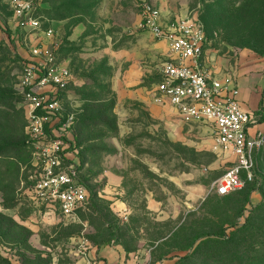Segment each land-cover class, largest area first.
<instances>
[{
    "label": "rangeland",
    "instance_id": "374dc122",
    "mask_svg": "<svg viewBox=\"0 0 264 264\" xmlns=\"http://www.w3.org/2000/svg\"><path fill=\"white\" fill-rule=\"evenodd\" d=\"M25 1L38 28L0 0L1 256L11 264H180L200 245L190 264H264V146L255 181L218 195L230 157L210 125L184 121L156 92L170 49L143 13L148 3L163 20L202 23L207 67L237 84L264 131V0ZM35 48L40 63L52 58L47 69L71 72L64 86L48 85L59 101L46 139L61 142L91 189L74 216L36 197L21 83ZM247 219L254 235L246 243L199 239L189 248L201 230L223 226L228 237Z\"/></svg>",
    "mask_w": 264,
    "mask_h": 264
},
{
    "label": "built area",
    "instance_id": "2783aa9c",
    "mask_svg": "<svg viewBox=\"0 0 264 264\" xmlns=\"http://www.w3.org/2000/svg\"><path fill=\"white\" fill-rule=\"evenodd\" d=\"M10 2L21 17L26 15L27 24L38 28L40 21L30 15L29 1ZM143 13L154 37L166 42L170 49L161 67L162 80L157 82L156 92L184 121L207 124L214 129L215 147L230 157V165L217 182V194L225 196L244 188L254 180L256 156L264 146V131L257 127L255 112L244 105L239 87L232 79L221 78L207 67V36L202 23L189 16L163 20L159 11L148 3L144 4ZM52 32V29L45 31L49 36ZM31 52L32 60H28L31 64L25 66L21 83L26 133L36 148L33 157L38 173L36 197L51 204L63 216H74L89 201V188L74 164L67 163L61 142L46 139V121L59 101L48 85L64 86L71 72L56 64L47 69L45 65L52 58L40 63L38 58L44 57L42 50L35 48Z\"/></svg>",
    "mask_w": 264,
    "mask_h": 264
},
{
    "label": "trees",
    "instance_id": "16d2710c",
    "mask_svg": "<svg viewBox=\"0 0 264 264\" xmlns=\"http://www.w3.org/2000/svg\"><path fill=\"white\" fill-rule=\"evenodd\" d=\"M206 31V30H205ZM10 35V33H9ZM206 36H207V33H206ZM162 80V79H161ZM160 80V81H161ZM261 104V102L259 103ZM26 123H27V120H26ZM26 126V125H25ZM6 147V146H5ZM4 151V149H0V155L2 154V152ZM256 175V174H255ZM83 180V179H82ZM84 181V180H83ZM255 181V180H253ZM85 182V181H84ZM252 182V181H251ZM249 182V183H251ZM86 183V182H85ZM248 183V184H249ZM87 184V183H86ZM247 184V185H248ZM246 185V186H247ZM88 186V185H87ZM89 188V186H88ZM237 191V190H236ZM89 192H90V197H89V201L87 202L86 206L89 204L90 202V199L92 198V194H91V189L89 188ZM231 194V193H230ZM229 195V194H228ZM227 196V195H225ZM85 206V207H86ZM82 209V208H80ZM79 209V210H80ZM61 214V213H60ZM62 215V214H61ZM251 220L247 219V222L240 228V230H237L232 236H228L227 237V234H226V227H223L221 226L219 228V233H215V231H213V229H203L201 230V232L198 233V235H196L194 241L190 244L189 248L194 246V244H196V242L201 239V241L203 243H208V242H211V241H217V242H220V243H223V248H226V246H228L229 244H231L232 242H237V246H239L241 243H246V241L250 240L251 236L254 235V234H250L248 231H252V225H250V222ZM232 225V224H231ZM234 226V224L232 225ZM238 232L241 234L238 236ZM216 237V238H215ZM227 237V238H226ZM237 238V240H236ZM231 240H234L232 242H230ZM225 242H229V244H226ZM234 244L232 243L231 244V248ZM200 247V245H198L194 251L192 253H188L184 256H182L180 258V261L181 263L180 264H190L191 263V260L194 258V255L196 254V250H198V248ZM0 258L2 259V261L6 262L7 264H11L9 262V260L7 258H3L0 254ZM244 264H251L250 262H245ZM255 264V263H254Z\"/></svg>",
    "mask_w": 264,
    "mask_h": 264
},
{
    "label": "crops",
    "instance_id": "0c3cea01",
    "mask_svg": "<svg viewBox=\"0 0 264 264\" xmlns=\"http://www.w3.org/2000/svg\"><path fill=\"white\" fill-rule=\"evenodd\" d=\"M255 109H257V108L255 107ZM257 127L262 129V124L259 123V125Z\"/></svg>",
    "mask_w": 264,
    "mask_h": 264
}]
</instances>
